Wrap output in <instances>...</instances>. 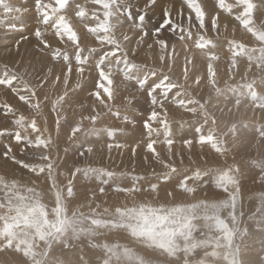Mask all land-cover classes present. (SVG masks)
<instances>
[{"label":"rangeland","instance_id":"rangeland-1","mask_svg":"<svg viewBox=\"0 0 264 264\" xmlns=\"http://www.w3.org/2000/svg\"><path fill=\"white\" fill-rule=\"evenodd\" d=\"M5 2L22 9L27 8L29 11L23 13L20 20H9L4 28H0V75L5 71L10 73L14 71L22 75L30 87L35 88L36 96L32 97L30 103L40 104L42 115L36 116L38 127L43 130L47 126L49 133L55 135L57 112L53 111L52 102L65 91L63 75L67 71V65L62 59H52L51 51L56 48L67 51L73 66L67 86L69 95L61 105V114L65 119L69 117L80 119L81 115L91 113L93 104L97 106V110H101L102 106L90 95L99 79L94 61L104 51L110 50L111 46L101 48L85 27L96 23L91 17V12L89 11L88 17L84 19L76 17L75 4H73V10L64 13L69 17L70 23L80 37L82 55L89 56V63L84 65L86 79L80 80V87H76L78 77L74 59L75 49L68 47L70 42L66 43L67 38L61 41L55 35V31L49 27L44 33V38L49 42L50 47L45 49L34 36L36 27L39 26L42 30L44 27L37 23L35 0H5ZM43 2L55 4V0H43ZM76 2L89 10L99 7L93 5L91 0H76ZM198 2L206 12L203 28L196 22L194 13H191V21L189 20L190 10L184 0H158L155 7L146 11L144 0H132L131 15H125L123 25L117 29L118 36L121 33L129 35L130 43L126 42V47L137 48V54L131 58L143 65L137 74L148 76V87L162 79L163 75L168 77V83L175 85L164 101L163 109H166V112L157 108L161 116L166 117L170 122L172 138L175 141L172 145L171 159L167 155L166 145L158 144L155 147L166 163H171L178 169L179 174H173L170 181H160L157 193H152L150 190L144 192L150 183L157 182L149 178L135 181L141 188L140 193L117 194L105 186L108 193L106 196L98 192L100 185L95 180L88 181L78 174V178L74 181L76 195L71 199L70 208L84 203L89 196V189L97 190L92 207H95L96 203L101 204V208L97 209L98 212H103L105 207L114 210L117 206L131 207L134 203L150 202L153 206L163 203L171 206L177 203L190 204L198 200H219L225 194L211 184L197 187V191L191 194L183 192L177 185L183 179V175L193 176L196 168L238 166L241 173V196L238 198L236 220L235 222L232 220L230 209L221 211L220 216L226 221L228 231L213 230L211 232L214 238L213 244L205 249H198L196 256L208 252L207 264H264V200L260 196L264 193V184L255 182L257 176L264 174V0H251L249 8H254V12L249 16H242L243 11L248 10L244 8L243 0H227L232 5L231 14L220 10L215 0H198ZM165 7L171 10L172 21L182 25L183 30L173 31L165 27L158 36L154 37L152 31L163 23ZM216 13H219V17L214 29L211 18ZM139 15L146 17L143 23L147 26L148 35L144 37L143 43L137 45L136 41L141 33L130 29V24L137 20ZM238 16H242V19L236 18ZM8 23H15L18 28L23 24L24 30L7 32L5 28ZM22 37H27V40H22ZM157 39L168 42L163 52L156 43ZM17 41H20L19 46L16 45ZM149 45L152 47L149 48ZM90 48H96V52L89 54ZM160 55L164 56L163 62L160 61ZM119 67H123V64ZM48 69L52 70L50 74ZM152 70L157 72L156 77L151 75ZM45 75H48V79L44 81L42 87L36 88L39 79ZM57 76L60 77L58 81ZM113 81L116 98L112 103L121 110V116L116 118L108 114L109 118L102 120L98 126L106 124L112 127H126L129 131L126 134L117 133L112 139L107 136L101 140L92 138L90 143L95 146L94 154L88 162L117 173H129L130 175L120 182V186L131 187L134 183L132 176L149 177L153 172H162L166 169L147 153L146 133L144 136L134 134L135 131H143V120L148 118L151 111V101L146 90L137 93L138 101L133 100V107L142 115L132 111L127 112L137 122L136 129L133 130L131 125L122 123L126 103L124 97L134 93L138 86L129 82L125 87L122 84L123 75L119 71L113 76ZM17 86L20 88L19 94L12 92L11 88L0 85V130L8 129L14 132L16 130L14 121L20 115L25 116L26 125L35 116L29 104L19 99V95H30V93L23 84L18 85L14 81L13 87ZM101 95L107 100L103 90ZM172 97H175V100ZM5 105L11 106L13 111L7 112ZM80 105H84V108L81 109ZM152 123L154 127H159V122ZM69 132L70 129H67L62 121L61 136H59L61 157H64L63 147ZM24 134L22 131V135ZM38 134L32 133L28 128L27 135L31 139L34 140ZM159 139L163 140L162 133ZM189 139L192 143L187 146L183 142ZM110 142L127 143L129 147L122 150L113 148L109 154L106 145ZM137 142H140V146L133 155L131 146ZM5 145L12 148V155L17 159L34 162L28 148L24 152L20 151V148L24 147L23 142L17 144L12 136L0 137V176L4 178L5 183L16 180L21 185L35 187L37 191L43 192L42 202L50 211L55 205L54 196L48 191L50 181L45 180L46 174L37 177L35 173L23 169L11 159L4 157L3 153L7 151ZM54 152L51 153L53 156L56 154ZM190 156L191 160H189ZM64 158L67 164H62L58 171H70L73 161L82 159L77 157L75 147ZM59 179L66 183L65 177ZM198 184H202V181L194 179L188 181L189 186ZM170 191L173 192L171 197L168 195ZM3 196L4 191L0 190V202ZM81 210L88 211V208L85 206ZM2 212L3 209H0V214ZM199 223L202 225L204 222ZM233 228L236 230L232 231ZM201 231L206 230L202 227ZM201 231H197L195 235L201 237ZM217 241L218 247L215 246ZM94 242L126 244L139 254L151 256L158 260L159 264H165L164 257H159V254L152 249L137 243L126 230L106 231ZM77 243L84 246V261L80 260L79 248L65 250L63 258L70 264H96V257L102 255V252L91 249L84 239ZM63 247V244L56 245L54 251L59 252ZM0 264H29V262L16 250L15 244L9 247L5 241L0 240ZM170 264H178V262L172 260Z\"/></svg>","mask_w":264,"mask_h":264},{"label":"snow or ice","instance_id":"snow-or-ice-1","mask_svg":"<svg viewBox=\"0 0 264 264\" xmlns=\"http://www.w3.org/2000/svg\"><path fill=\"white\" fill-rule=\"evenodd\" d=\"M158 0H144L145 11L155 7ZM217 7L226 13L231 14L232 5L227 0H215ZM93 5H98V8L89 10L84 5L77 3L76 0H55V4L44 3L43 0H35V11L37 13V23L44 26L36 27L34 31L35 38L39 44L45 49L50 47L49 42L44 38V33L50 27L55 31V35L61 41L67 38L68 47L75 49L74 59L76 62V73L78 82L76 87H80V80L84 77V65L89 63V56L82 55L83 49L80 44V37L70 23L69 17L64 13L72 11V5L75 4V16L81 19L88 17L89 11L91 17L96 21L94 25H85L90 34L98 41L101 48L111 46L110 50L104 51L94 61V68L98 72L99 79L96 81L95 90L90 93L99 105L101 110H97L95 104L92 105L89 115H81L80 119L65 117L61 114V105L65 102V97L69 95L67 86L69 84V74L73 70V66L67 51L60 48L53 49L51 56L53 60L62 59L67 65V71L63 75V85L65 91L63 95L57 96L52 102V109L57 112L55 121V135L49 133L47 126L41 130L38 127L36 116H41L39 103H30L32 97L36 96V90L30 87L22 75L13 72L5 71L0 75V85L5 88H11L12 92L19 94L20 88L13 87V82L23 84L24 88L30 95H19V99L29 104L34 111L35 116L31 122L26 125L25 116L20 115L15 119L14 124L16 130L14 132L8 129L0 130V137L12 136L17 144L23 142L24 147L20 148L24 152L29 149V154L34 162H26L25 159H17L12 155V148L5 145L7 151L3 153L4 157L11 159L15 164L22 166L37 177L40 174H46L45 180L50 181L48 191L54 196V207L48 210V206L42 202L43 192L37 191L35 187H26L18 181L13 180L11 183H5L4 178L0 176V190L4 191L0 209H3L0 214V240L6 242V245L11 247L15 244L16 250L21 252L28 260L29 264H70L63 258V253L68 249H80V260L84 261L83 245L77 242L84 239L88 242L91 249L100 250L102 255L96 257V264H159L158 260L151 256L141 255L133 248L121 243H96L95 239L104 233L112 230H126L130 233L137 243L152 249L158 253L159 257L165 258V264H170V261L176 260L178 264H207L208 252H203L199 257L196 256L198 249H205L213 244L211 232L213 230L224 232L228 231V225L220 212L225 209H230L232 220H236V208L238 198L241 196L240 185V170L239 167L220 168L216 166L205 169L196 168L193 176L183 175L177 185L185 193H194L197 187L213 185L216 189L222 190L225 194L223 198L216 200H198L194 203L184 204L177 203L175 205H165L163 203L158 206H153L152 203H134L133 206L127 205L117 206L114 210L105 207L103 212H98L101 204L96 203L95 207L92 204L96 200L97 190L89 189V196L84 203L78 204L76 207L70 208L71 199L75 197L74 181L79 176H82L88 181L95 180L100 186L98 192L108 194L106 187L111 188L114 193H140V186L135 181L145 179H154L157 182L150 183L144 192L149 190L152 193H157L160 181H170L173 174H179L178 169L171 163H166L161 154L155 147L158 144L167 146V155L171 159L172 145L175 143L173 133L170 128V122L157 108L163 109L164 101L168 98L169 93L175 85L168 83V77L163 75L158 82L152 83L148 87V76L138 75L143 65L137 63L131 57L137 54V48L126 47V42L130 43V37L127 34L121 33L117 35V29L123 25V17L131 15L132 0H91ZM190 10L189 20L191 21V13H194L196 22L203 28L206 12L198 2V0H184ZM251 0H243V5L246 11H243L242 16L252 15L254 8H249ZM123 10V11H122ZM27 8L15 7L5 0H0V28L5 27V23L9 20H20L23 13L28 12ZM242 16L236 18L242 19ZM219 13H216L211 18L212 27L216 28V21ZM145 15H139L137 20L132 21L130 29L138 30L141 35L137 39V45L143 43L144 37L148 35L147 26L144 25ZM191 26V23L189 24ZM168 27L175 31L182 29L183 26L176 24L171 19V10L167 7L164 9V21L159 27H155L152 31L154 37L158 36L162 30ZM24 25L21 24L18 28L15 23H8L5 31H23ZM122 37V38H121ZM22 40H27V37H22ZM161 51L167 48L168 42L164 39H157ZM20 41L16 42L19 46ZM152 45H149L151 48ZM89 54L96 52V48H90ZM160 61L163 62L164 56L160 55ZM123 64V67H119ZM48 69V73H51ZM119 71L123 75L122 84L127 87L129 82L134 83L138 87L134 93H130L124 97L126 103L124 105L123 124L131 125L132 129H136V120L127 114L132 111L138 115H142L133 107V100L138 101L137 93L146 90L147 96L151 101V111L147 119L143 120V131H135V135L144 136L146 133V151L150 153L155 161L163 165L166 169L162 172H153L149 177L132 176L134 183L131 187H121L120 182L126 179L130 174L127 172L117 173L114 170H108L103 166H94L89 163V159L94 154V145L90 143L92 138L101 140L104 136L112 139L117 133L126 134L129 129L126 127H112L109 125L98 126L102 120L109 118L108 114L119 118L121 110L112 103L116 98V89L113 87V76ZM153 77L157 76L155 70L151 71ZM48 75H45L36 84V88L43 86ZM59 76L56 77L58 81ZM55 83V81L53 82ZM101 90L107 96L105 100L101 95ZM159 99H158V95ZM177 96L179 93L176 94ZM45 95V99H47ZM175 100V97H172ZM81 109L84 105H80ZM7 112H12L13 109L9 105H5ZM75 113L73 114V116ZM63 125L70 129L66 135L65 146L63 147L64 157L75 147L76 155L81 160H74L70 171H58L62 164H67L64 157H61L59 145V136ZM87 121V123H85ZM152 122H159V127H154ZM28 128L32 133H39L35 139H31L27 135ZM22 131L25 133L22 135ZM199 132V129H197ZM163 134V140L159 137ZM156 138H153V137ZM185 145L190 146L192 141L185 140ZM140 142L131 146L133 155L136 154L137 147ZM107 151L111 154L113 148L117 150L126 149L129 147L127 143L110 142L106 145ZM103 148V145H102ZM37 150H48L47 152ZM55 151V156L51 153ZM102 158V156L100 157ZM147 159V157H145ZM191 160V156L189 157ZM193 163H195L193 161ZM59 177H65L66 183L61 182ZM207 177V179H206ZM202 181V184L197 186H189L188 181ZM256 183L264 184V174L256 177ZM174 191V190H173ZM171 197L173 192H168ZM264 200V193L260 194ZM87 206L88 211L81 209ZM203 221L201 225L199 223ZM206 231H201V228ZM236 229L233 228L232 231ZM201 231V237H197L195 233ZM72 241V243H69ZM63 244V248L56 252V245ZM215 246H219L218 241ZM182 258V260H181Z\"/></svg>","mask_w":264,"mask_h":264},{"label":"bare ground","instance_id":"bare-ground-1","mask_svg":"<svg viewBox=\"0 0 264 264\" xmlns=\"http://www.w3.org/2000/svg\"><path fill=\"white\" fill-rule=\"evenodd\" d=\"M27 66H29V65H27ZM3 72V71H2ZM66 115V114H65ZM61 136V135H60ZM60 139V138H59ZM55 153V152H54ZM72 156V155H71ZM176 180V179H175Z\"/></svg>","mask_w":264,"mask_h":264}]
</instances>
